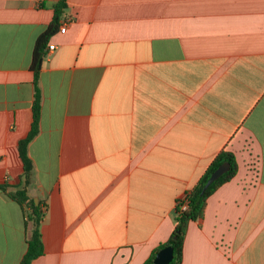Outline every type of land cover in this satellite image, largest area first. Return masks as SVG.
I'll use <instances>...</instances> for the list:
<instances>
[{"label": "crops", "instance_id": "crops-1", "mask_svg": "<svg viewBox=\"0 0 264 264\" xmlns=\"http://www.w3.org/2000/svg\"><path fill=\"white\" fill-rule=\"evenodd\" d=\"M56 1L0 0V264L27 249L6 195L23 187L43 210L30 264H143L221 149L236 174L189 222L181 264H264V0H66L26 179L32 51Z\"/></svg>", "mask_w": 264, "mask_h": 264}, {"label": "trees", "instance_id": "trees-1", "mask_svg": "<svg viewBox=\"0 0 264 264\" xmlns=\"http://www.w3.org/2000/svg\"><path fill=\"white\" fill-rule=\"evenodd\" d=\"M67 7L66 0H57L53 8V17L46 29L37 37L34 43L31 59V70L34 76L35 94L34 102L32 106L33 120L28 135L21 139L18 143V150L20 158L23 162L24 176L26 179L29 177V173L32 168L31 161L27 155V145L29 141L36 135L38 130V122L40 116V95L37 87L39 71L42 64V59L45 55V47L48 43L49 37L58 30L60 26V20ZM223 162L229 163V169L224 172L218 179H216L202 194L201 189L206 183L211 173ZM237 171V162L232 152L225 149H221L210 164L207 166L205 171L198 178L197 182L193 187L187 191V206L185 209H181L175 205L174 208V220L175 226L166 241L155 247L149 256L145 259L143 264H154L153 260L156 253L166 247L172 248V260L168 264H181L182 261V247L189 222L199 220L203 217L206 199L208 196L221 184L229 181ZM0 190L6 191V186L0 184ZM6 195L16 201L23 209L26 216V220L30 222V235L27 239V249L24 253L21 263L30 264L32 260L42 255L43 244L40 233V223L43 216V210L38 202L29 199L26 191V187L18 189L14 192H6ZM25 205V207H23Z\"/></svg>", "mask_w": 264, "mask_h": 264}, {"label": "water", "instance_id": "water-1", "mask_svg": "<svg viewBox=\"0 0 264 264\" xmlns=\"http://www.w3.org/2000/svg\"><path fill=\"white\" fill-rule=\"evenodd\" d=\"M229 169V163L223 162L220 164L209 176L206 183L201 189V194L216 180L218 179L224 172ZM172 260V248L170 246H166L160 249L153 260L154 264H168Z\"/></svg>", "mask_w": 264, "mask_h": 264}, {"label": "built area", "instance_id": "built-area-1", "mask_svg": "<svg viewBox=\"0 0 264 264\" xmlns=\"http://www.w3.org/2000/svg\"><path fill=\"white\" fill-rule=\"evenodd\" d=\"M68 20L63 21V23H61V25L64 26V24L67 22ZM66 25V24H65ZM49 50L53 49V45L48 47ZM176 205L179 206L182 210L186 208L187 206V195L184 194L181 197H179L176 201Z\"/></svg>", "mask_w": 264, "mask_h": 264}]
</instances>
